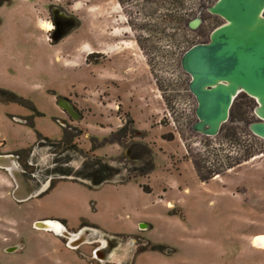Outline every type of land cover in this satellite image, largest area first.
<instances>
[{
  "label": "rangeland",
  "instance_id": "374dc122",
  "mask_svg": "<svg viewBox=\"0 0 264 264\" xmlns=\"http://www.w3.org/2000/svg\"><path fill=\"white\" fill-rule=\"evenodd\" d=\"M28 1V9L23 1L0 4V90L30 102L0 98V150L31 147V137L61 138V115L52 99L65 96L81 113L78 120L70 118L80 120L72 143L86 148L80 153L46 143L39 147V163L51 164L53 157L77 174L71 165L100 157L115 172L93 188L55 176L47 193L22 202L0 180V264H97L92 256L101 237L69 246L65 237L33 227V220L48 216L63 217L73 232L85 223L107 233H132L111 238L98 230L111 236L103 249L113 254L107 264L129 261L134 235L142 234L150 247L169 246L148 248L144 264H264V245L252 244L254 234H264V139L248 128L257 120L256 101L240 93L217 135L191 128L196 100L180 59L224 22L205 9L215 0ZM52 2L77 22L56 42L50 34ZM33 6L37 13L29 12ZM201 7V24L189 28ZM17 111L25 114L23 126ZM126 123L132 137L120 133L115 139ZM145 147L153 167L122 181L147 167L148 159L139 158ZM21 164L28 173L36 167ZM201 175L210 177L203 181ZM142 223L149 226L143 229Z\"/></svg>",
  "mask_w": 264,
  "mask_h": 264
},
{
  "label": "water",
  "instance_id": "95a60500",
  "mask_svg": "<svg viewBox=\"0 0 264 264\" xmlns=\"http://www.w3.org/2000/svg\"><path fill=\"white\" fill-rule=\"evenodd\" d=\"M203 9L187 22L189 28L196 29L201 24ZM205 9L222 17L224 22L212 29L207 42L191 45L180 59L182 69L190 75L188 88L196 100L197 120L191 128L203 135H217L229 119L236 97L245 93L256 101L253 112L257 120L251 121L248 128L264 139V0H215ZM67 18L69 27L52 32V41L60 40L76 26L72 17ZM57 104L73 119H80V113L67 97H58ZM0 168L11 177L14 183L11 195L18 202L38 195L46 186L45 183L37 191L30 188L14 153H0ZM54 223L61 225L59 232L54 231ZM33 227L65 237L66 244L72 247L88 241L90 233H98L91 226L70 231L58 219L36 220ZM16 248L8 247L7 251Z\"/></svg>",
  "mask_w": 264,
  "mask_h": 264
},
{
  "label": "flooded vegetation",
  "instance_id": "af4514ba",
  "mask_svg": "<svg viewBox=\"0 0 264 264\" xmlns=\"http://www.w3.org/2000/svg\"><path fill=\"white\" fill-rule=\"evenodd\" d=\"M4 1H7V0H0V4ZM69 13L63 8V6H61L60 4L58 3H50L49 4V19H50V23H52L53 27L51 29V33L54 32H58L60 27L62 26H65L66 28L69 27V24L68 22L70 21V18H67L69 17L68 15ZM75 106V105H74ZM75 108L77 109V107L75 106ZM78 110V109H77ZM66 112V111H65ZM79 112V111H78ZM67 113V112H66ZM80 113V112H79ZM68 114V113H67ZM81 115V113H80ZM68 117L73 119L69 114H68ZM63 127H67L68 129L72 130V128H76L78 130L79 127H76V126H73V125H69V124H66ZM73 131V130H72ZM76 131V130H74ZM75 139V138H74ZM74 139L72 141H74ZM59 140V139H58ZM46 143H50V145H54V146H57L59 147L58 145L52 143V142H49V141H46L44 139H40L39 142H38V146L40 148L44 147L43 145H45ZM56 143V142H55ZM72 145H75L74 143H69V145L67 146H60L62 149H66V148H69V147H74L75 149H77L80 153H82L83 151V148L82 146H80L79 148L75 145V146H72ZM69 146V147H68ZM30 152V151H29ZM29 152H25V153H16L17 155V160H19L21 157H24V155H29ZM39 153L37 154V163H34L33 165H36L35 169L32 171V172H27L24 168H22V172H23V175L25 177V180L26 182L28 183V185L30 186V188L34 191H37L39 190L41 187H43L45 185V183H47V181H49V185L48 186H45L42 191L39 192L40 195L44 194V193H47L49 191V188H51V185L53 182H55L56 180L54 179V177H58V178H63V179H69L71 181H74V182H78L80 184H83L85 186H89L92 185V181H91V178L86 177V169L84 168V162L81 161L78 165H71V168H73L72 170L74 171V173H77V174H70V171L69 170H66L63 168V166L65 165H57L54 161H53V157H50V162L51 164H48L46 162H43V163H39L40 161H43V158H40L39 157ZM27 159L25 160H20V164L21 166L23 165L24 167L27 166ZM49 161V160H48ZM86 162V161H85ZM67 165V164H66ZM57 166V167H56ZM68 166V165H67ZM52 168V169H50ZM55 168V172L58 171L60 172L61 174H58V173H54L53 174V170ZM60 168H63V170H61ZM60 171H59V170ZM82 170H85V172H82ZM67 171V172H66ZM63 176V177H61ZM71 176V177H69ZM47 185V184H46ZM93 187H96V186H91V188ZM38 194V195H39ZM60 220L62 223L66 224V220L64 218H60L58 219ZM146 224V223H145ZM67 225V224H66ZM84 225H88V226H91V227H96V225H89V224H85V223H81L78 227L80 226H84ZM78 227L74 228V230H78ZM148 227L145 226V227H142L143 229ZM99 228V227H98ZM67 229H68V225H67ZM68 230H72L71 228L68 229ZM110 235H112L111 238H115V235H122V234H132V233H121V232H113V233H109ZM141 234V233H140ZM141 237H139L138 235H134V238L133 240L135 241V244H136V248H129L127 250V253H126V258H129L128 260L129 261H124V260H117L115 262V264H135L138 262V259L140 262H142V264H144L143 262L146 260V251L148 250V248H150V241L147 240V242L144 243V241H146V237L142 235H140ZM96 237H101L100 240H102V242L100 241V244L94 251H93V258L94 260H96L97 264H107L108 262V259L109 258H112L113 254L110 252L109 254L106 252V251H103V249L108 245L107 242H109V236L108 235H99V234H96V233H90L88 236H87V239L88 241H92V238L95 239ZM66 238L64 239V243H66ZM106 242V243H105ZM137 242V243H136ZM81 245V244H80ZM80 245H78L77 247L75 248H78ZM159 245H162L164 248H169L166 247L167 245H164V244H159ZM161 247V249H158V250H161V251H164ZM151 249V248H150ZM173 249V248H172ZM170 249V250H172ZM152 250V249H151ZM174 250V249H173ZM90 264V263H89Z\"/></svg>",
  "mask_w": 264,
  "mask_h": 264
},
{
  "label": "trees",
  "instance_id": "16d2710c",
  "mask_svg": "<svg viewBox=\"0 0 264 264\" xmlns=\"http://www.w3.org/2000/svg\"><path fill=\"white\" fill-rule=\"evenodd\" d=\"M0 98L5 99L6 101L12 100V101L18 102V103H20L22 105H30V102L28 100H26L25 98H23L21 96H18V95H16L13 92L6 91V90H0ZM234 104H235V101H234V103L232 105V108H233ZM232 108H231V111H230V116L232 114L231 113L232 112ZM131 122L132 121L129 120V123H131ZM72 130L68 129L67 127H63L62 128V136H61V138L59 140H51V139H48L46 137L41 138V139H44V140L49 141V142H52V143L58 145L59 147L60 146L61 147L62 146L65 147V146L69 145V143H71L72 140L75 137H77L79 135V133H80L79 132L80 130H78V129L74 128V127L72 128ZM74 130H76V131H74ZM130 132L132 133V130L130 129V127L126 123L119 130V132L115 133V134H117V138H115V139H119L118 135L120 133H122V134L129 133V135L132 137V134H130ZM72 146H75V145H72ZM145 148L146 149L141 148V151L139 153V158L145 157V160L148 159L149 163H148L147 167L145 166V168H143L141 170H137V172L135 171L132 176H127L122 181L129 180L132 177L134 178L137 174H145L147 171H149L153 167L151 158L148 157L149 156V150H148L147 147H145ZM91 149H93V148H91ZM91 149H89V150L91 151ZM29 150H30V148L20 149L17 153H25V152H28ZM84 155L88 156L87 153L84 154ZM146 156L148 158H146ZM84 168L86 169V172H85V170H82V172L87 173L86 177H88V176H89V178L92 177L91 181H92L93 184L90 185V187L99 185L101 182L105 181V179L108 177V174L111 175V174H113L115 172L114 165L108 164L107 162L104 161L103 158H100V157H90L89 156L88 160L84 163ZM201 176H202V180L203 181L207 180L210 177V176L207 177L206 175L205 176L201 175ZM122 181H120V182H122ZM54 183L55 182L52 183L51 187L54 185ZM50 189L51 188H49V190ZM161 247H163V246L162 245H152L150 248L151 249H161Z\"/></svg>",
  "mask_w": 264,
  "mask_h": 264
},
{
  "label": "crops",
  "instance_id": "0c3cea01",
  "mask_svg": "<svg viewBox=\"0 0 264 264\" xmlns=\"http://www.w3.org/2000/svg\"><path fill=\"white\" fill-rule=\"evenodd\" d=\"M11 4H13V3H17L18 1H20V2H22L23 1V4L25 5V3L26 4H28V0H8ZM16 5V4H15ZM26 6V5H25ZM25 9H28L27 8V6H26V8ZM30 13H32V12H34V13H37V12H35V7L33 6V9H31V11H29ZM0 22H1V17H0ZM65 97V96H64ZM57 99H58V97H56V96H54L53 97V103H54V109H56V112L59 114V115H61V116H57V117H59L58 118V123L60 124V126L59 127H57V129L59 130V135L61 136V134H62V126H64V125H66V124H69V125H73V126H76V127H79L80 125H79V121H72L69 117H68V115H67V113L62 109V108H60L59 106H58V104H57ZM71 102L72 103H76L74 100H72L71 99ZM3 104L4 103H1L0 102V134H2V130H1V124L2 123H4L5 122V110L3 109ZM78 105V104H77ZM78 107L80 108V109H82L79 105H78ZM18 113H15L14 115L16 116V120L18 121L17 123H19L20 124V126H23V124H25V120H26V118L24 117V115L25 114H23V112H19V111H17ZM23 114V115H22ZM9 115H13V112H10V114ZM118 126H119V124H118ZM36 128V130H41V131H43V133H44V131H45V129L44 128H40V125H36L35 126ZM80 128V127H79ZM29 130V129H28ZM31 132H32V130H31ZM42 133V134H43ZM33 135H34V133H33ZM45 135V134H44ZM60 138V137H59ZM59 138H56V139H59ZM38 142L39 141H35V137H31L30 138V140H28L26 143L28 144V143H31V147L30 146H27V147H23V148H13V149H11V148H9V150H5V149H2V150H0V153H14V154H16L20 149H26V148H30V154H29V158H28V160H27V162L29 163V164H34V163H37V160H38V158H37V154H38V151H39V146L37 145L38 144ZM0 146H2V144L0 143ZM79 146H81V144H79ZM82 148H86V147H82ZM78 165V164H77ZM1 169V168H0ZM2 170V169H1ZM3 171L5 172V173H3V175L4 176H2V175H0V180H1V182L2 183H4L8 188L10 187V191H12V189H13V187H14V183H13V181H12V179H11V177L9 176V174L3 169ZM7 174V175H6ZM47 185L46 186H48L49 185V181H47V183H46ZM9 190L8 191H4L2 194H6V193H8L9 192ZM11 193V192H10ZM1 194V195H2ZM36 196H40V194L39 195H36ZM60 218H63V217H56V216H48V217H42V218H37V219H35V220H33L32 222H34V221H36V220H42V219H60ZM66 224H67V222H66ZM65 224V226L67 227V225ZM84 226H88V225H84ZM84 226H80V227H78V229H80V228H82V227H84ZM149 226V225H148ZM96 228V227H95ZM97 229L98 230H101V231H103L102 229H100V228H98L97 227ZM133 230H135V227L133 228ZM44 231H46V230H44ZM50 232V231H49ZM104 233H107V232H105V231H103ZM109 233H111V232H108L107 234H109ZM121 233H130V232H121ZM258 240H261V243H257V241ZM252 244L255 246V247H258V248H260V249H262V247H263V245H264V234H262V233H257V234H254L253 235V238H252ZM135 264H141V262L139 261V259H138V262L137 263H135Z\"/></svg>",
  "mask_w": 264,
  "mask_h": 264
},
{
  "label": "bare ground",
  "instance_id": "6f19581e",
  "mask_svg": "<svg viewBox=\"0 0 264 264\" xmlns=\"http://www.w3.org/2000/svg\"><path fill=\"white\" fill-rule=\"evenodd\" d=\"M49 29H51V27L49 26L48 27ZM54 231H56V232H59L60 231V229H61V225L60 224H58V223H54Z\"/></svg>",
  "mask_w": 264,
  "mask_h": 264
}]
</instances>
